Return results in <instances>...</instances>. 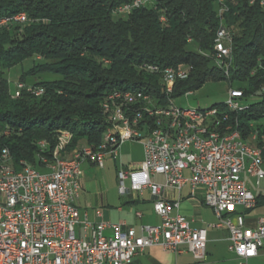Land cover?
Returning a JSON list of instances; mask_svg holds the SVG:
<instances>
[{"label": "built area", "instance_id": "built-area-1", "mask_svg": "<svg viewBox=\"0 0 264 264\" xmlns=\"http://www.w3.org/2000/svg\"><path fill=\"white\" fill-rule=\"evenodd\" d=\"M155 1L131 0L116 8L114 14L128 16L134 10L153 6ZM217 3L218 17L223 19L228 10L225 0ZM250 4H259L264 9V0H250ZM26 22L27 15L23 12L13 20L0 21V29ZM160 22L166 23L165 16L160 17ZM233 34L222 23L212 53L199 52L211 59L213 67L227 72L228 78ZM143 65L151 69V75L160 77V96L142 91H115L105 97L130 102V109H116L113 114H106V107H102L109 125L105 154L80 148L76 163H63L55 158V150L48 158L47 150L39 148L41 162L53 163L50 174H37L36 168H26L24 162L21 168L0 169V264H131L151 247L178 254L186 251L194 262L202 263L207 255V230L194 229L184 216L173 215L179 201L169 202L165 198L166 190L180 192L186 185L190 186L192 196L202 189L203 203L218 220L213 227L228 230L230 250L239 264H248L258 257L264 248V216L252 228L246 224V215L259 206V197H264V118L249 124L253 139L259 141V149H247L236 140V127H230L225 112L237 116L244 106L264 94V86L256 94H246L232 84L222 102L226 103V110H217V104L214 112L203 109L208 116L206 129L191 132L184 125H168V118L182 114V108L175 104V88L189 79L193 68L180 65L158 70L155 65ZM169 69H178V76L168 77ZM26 89L35 96L44 94L42 87L18 83L12 98H19ZM141 99H149V106L140 107ZM214 117L227 121L225 129H232V138L217 137ZM127 124H135L137 134H129ZM183 133H194V140L183 141ZM70 135L59 134L67 139ZM127 142L143 146L144 160L139 167L121 168L118 193L127 198L149 190L153 211L160 221L156 225H143L140 234L125 224L94 223L76 206L82 190V165L89 162L103 169L105 159L116 160L119 149ZM156 176L164 177L165 183H156L153 180ZM107 230L113 235H107Z\"/></svg>", "mask_w": 264, "mask_h": 264}, {"label": "trees", "instance_id": "trees-1", "mask_svg": "<svg viewBox=\"0 0 264 264\" xmlns=\"http://www.w3.org/2000/svg\"><path fill=\"white\" fill-rule=\"evenodd\" d=\"M130 1L0 0V19L27 15L25 24L0 29V150L8 148L16 168L24 162L42 171L39 143L46 142L45 156L50 158L60 132L72 135L62 157L77 153L79 141L99 150L109 129L102 111L108 94L130 90L160 96V77L143 72V64L193 68L189 79L177 84L175 98L209 81L233 84L246 94L264 86V9L259 4L225 0L223 19L217 0H156L128 16L114 14ZM222 23L234 32L229 78L199 54L212 53ZM31 59L41 62L24 72L20 83L28 87V78L43 75L59 79L31 86L44 88L42 96L26 89L14 99L5 75ZM249 106L239 118L244 131L264 118V94ZM263 199L259 197V204Z\"/></svg>", "mask_w": 264, "mask_h": 264}, {"label": "crops", "instance_id": "crops-1", "mask_svg": "<svg viewBox=\"0 0 264 264\" xmlns=\"http://www.w3.org/2000/svg\"><path fill=\"white\" fill-rule=\"evenodd\" d=\"M74 152L75 151H73L72 154ZM142 155L143 162V146ZM65 157L69 156L67 155ZM108 160L113 161L111 157H107L104 161L103 169L106 168ZM85 165H87L88 168H97L89 162H85L82 167ZM114 165L115 167L117 166L116 162H114ZM139 166L130 165V168ZM121 168L126 167L122 165ZM153 180L158 184L165 183V179L162 176H156ZM127 184L129 185V183ZM92 190V184L84 180L82 183V190L76 200V206L83 213H87L89 220L94 223L125 224L126 228H133L140 234L143 225H156L160 222L153 211V199L149 190H145L141 196L132 195L131 197L125 198L123 201L118 199L119 204L118 202L117 204L114 202L108 203L107 200L104 202L102 196L99 200L95 199L94 195L91 194ZM165 198L169 202L179 201V208L173 209V215L180 214L184 216L191 222V226L194 229L207 230L208 243L205 261L202 263L194 262L192 255L186 251L178 254L166 251L161 247H151L146 249L142 254L136 256L131 264H239L238 258L230 250V234L228 230L226 228L217 229L213 227V225L217 224L218 220L214 212L203 203L202 189L197 190L194 196L191 194L189 185L184 186L180 192L168 189L165 192ZM97 201H100V204ZM106 204L107 206H104ZM137 214H140L141 217H137ZM261 216H264V199L255 210L246 215L247 226L252 228L256 227L257 219ZM106 234L109 236L113 235L112 231L109 230H107ZM248 264H264V248L259 251L258 257L250 260Z\"/></svg>", "mask_w": 264, "mask_h": 264}, {"label": "rangeland", "instance_id": "rangeland-1", "mask_svg": "<svg viewBox=\"0 0 264 264\" xmlns=\"http://www.w3.org/2000/svg\"><path fill=\"white\" fill-rule=\"evenodd\" d=\"M190 49L197 51L195 46L190 47ZM39 62H41L40 59L27 60L25 63H23V65L15 67L6 73L5 77L10 83L12 92L15 90L16 84L20 83L21 75L28 71L35 63ZM57 79L59 78L55 76L43 75L39 77L28 78L27 85L28 87H31L41 81H54ZM229 87L230 86L228 83L224 81H209L200 90L194 92L193 94L176 98L175 104L183 109L191 108L207 110L213 107L215 104H222V102L226 100ZM70 140H72V135ZM85 147H87L85 142L79 141L75 149L78 150ZM68 156L69 157L65 158H71L73 154L69 153ZM142 158V146L138 142H127L118 152L116 160L112 158L113 161L116 162V167L114 162L109 160L106 163L105 169H99L95 167L88 168L87 165L83 166L82 170L84 171V176L81 180V184L84 182V180H86L87 183L92 184L93 190L91 194L94 195L95 199L99 200V198L102 196L104 202L107 200L108 203L114 202L117 204L118 199H121L122 201L125 200V198H122L118 194L119 183L117 181V172L121 170L122 165H124L126 168H130V165L139 166L142 162ZM97 202L100 204V201ZM104 206H107V204Z\"/></svg>", "mask_w": 264, "mask_h": 264}, {"label": "bare ground", "instance_id": "bare-ground-1", "mask_svg": "<svg viewBox=\"0 0 264 264\" xmlns=\"http://www.w3.org/2000/svg\"><path fill=\"white\" fill-rule=\"evenodd\" d=\"M21 15H23V13L17 14L14 16L3 17L0 19V21L13 20L17 17H20ZM232 33L234 32L232 31ZM157 69L165 70V69H161L158 66H157ZM141 70L151 75V69H147L146 66L143 65L141 67ZM224 73L226 76H228L227 72H224ZM177 76H178V69L168 70V77H177ZM144 94L151 95L150 93L149 94L144 93ZM249 103L247 104V106L243 107L242 112L238 113L237 116H236V113L234 112H225V119L228 120V124H230V127H236L235 138L236 140L239 141V143L244 144V147L247 149H259V141H255L253 139L250 128H249V131L248 130L244 131L240 125V119H239L240 115L249 111L250 109ZM148 106H149V99L140 100V107H148ZM103 107H106L107 114H113V112H116V109H130V102H122V99H120V97H113V99L105 98ZM217 110H226V103L217 105ZM204 112H214V106L211 107L210 109L204 110ZM186 114L191 117H188ZM207 123H208V116H206V114H203V110L201 109H191V108L183 109L182 108V114H178L176 118H168V125H176V124L184 125V127L187 130H190L191 132L204 131L206 129ZM214 125H216V128H217L218 138H232V129H225L227 128V121L221 120V117H214ZM127 131L129 132V134H137V126L135 124H127ZM246 132L248 133L247 135H245ZM66 134H69V133H66ZM70 137L69 139H67V137L61 136L60 143L57 149L55 150V158L59 159L63 163H76V155L79 153L78 151L71 158H65L61 156V153H63L66 145L69 143ZM192 140H194V133H183V141H192ZM108 142H109V129L105 133L104 141L102 145L99 147V150L93 151L92 149L88 147H85L82 149L94 152L96 154H105L106 144ZM39 148H44L46 150L47 149L46 142H40ZM6 153H7V156H6ZM42 163L44 164V167L42 171L37 170V174H50L51 171L53 170V163H48V162H42ZM16 167L18 166H16V164L14 163L13 157L11 155V152L8 150V148L6 150L1 149L0 150V169H11V168H16ZM26 168H34V167L26 163Z\"/></svg>", "mask_w": 264, "mask_h": 264}]
</instances>
